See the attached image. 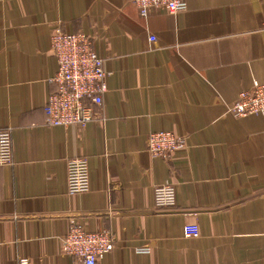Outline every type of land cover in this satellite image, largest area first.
Masks as SVG:
<instances>
[{"label": "crops", "instance_id": "obj_1", "mask_svg": "<svg viewBox=\"0 0 264 264\" xmlns=\"http://www.w3.org/2000/svg\"><path fill=\"white\" fill-rule=\"evenodd\" d=\"M176 15L132 0H0V264H82L63 252L74 225L117 243L99 264H264V111L233 112L264 88V0H188ZM94 37L111 73L95 121L47 123L57 29ZM155 34L156 44L149 40ZM190 138L170 161L150 132ZM86 156L91 190L67 191ZM171 184L176 200L159 206ZM197 225L200 236L186 238Z\"/></svg>", "mask_w": 264, "mask_h": 264}, {"label": "built area", "instance_id": "obj_2", "mask_svg": "<svg viewBox=\"0 0 264 264\" xmlns=\"http://www.w3.org/2000/svg\"><path fill=\"white\" fill-rule=\"evenodd\" d=\"M141 16L164 9L176 15L187 9L188 0H132ZM158 42L155 34L149 38ZM52 52L58 62L57 72L49 78L51 93L45 107L47 123L54 127L73 128L96 120V108H101L103 95L107 92V80L111 73L105 61L94 49V37L84 33H66L60 28L52 37ZM264 111V88L255 93H244L235 103L233 112L239 116ZM190 138L172 132H150L147 138L148 152L154 158L170 161L175 154L188 148ZM13 163V137L10 129H0V165ZM91 190V172L86 156L68 161L67 191L69 194H86ZM159 206L172 207L176 192L171 184L155 191ZM186 238H197L200 229L189 224L184 227ZM117 247L115 237L109 232H91L74 225L64 238L63 252L82 264H99V261ZM20 264H29L25 258Z\"/></svg>", "mask_w": 264, "mask_h": 264}]
</instances>
